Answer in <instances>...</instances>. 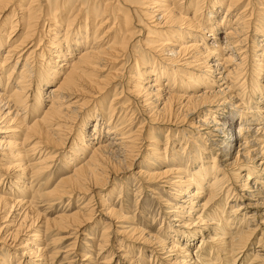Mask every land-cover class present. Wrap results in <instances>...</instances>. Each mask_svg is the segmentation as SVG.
Listing matches in <instances>:
<instances>
[{
  "label": "bare ground",
  "instance_id": "6f19581e",
  "mask_svg": "<svg viewBox=\"0 0 264 264\" xmlns=\"http://www.w3.org/2000/svg\"><path fill=\"white\" fill-rule=\"evenodd\" d=\"M263 96L264 0H0V264H53L57 232L85 229L82 264H241L248 248L264 264ZM138 162L137 191L170 214L157 233L98 192ZM229 179L250 197L224 218ZM65 198L83 199L47 216Z\"/></svg>",
  "mask_w": 264,
  "mask_h": 264
},
{
  "label": "rangeland",
  "instance_id": "374dc122",
  "mask_svg": "<svg viewBox=\"0 0 264 264\" xmlns=\"http://www.w3.org/2000/svg\"><path fill=\"white\" fill-rule=\"evenodd\" d=\"M224 11V9L222 10V12ZM220 13L221 15H223V13ZM223 30V29H222ZM223 34V32H221V35ZM139 37H142V34H140V36H138L137 38H139ZM209 39V38H208ZM137 40V39H136ZM209 40H211V39H209ZM257 40H261V39H256V41ZM258 41V42H259ZM251 44V43H250ZM251 46V45H250ZM254 57V56H253ZM129 63H130V61H129ZM249 65L250 64H248V68H250L249 67ZM127 69H125V70H128V66L126 67ZM103 74H104V72H103ZM262 80H263V78H262ZM112 89V88H111ZM111 98V96H109L108 97V100ZM107 100V101H108ZM259 100V101H258ZM256 102H263V104H264V96L261 98V99H256L255 100ZM261 103H260V105H261ZM138 111H139V109H138ZM34 116V115H33ZM35 118V117H34ZM34 118H32V119H34ZM138 120H143L144 122H145V126H144V130L146 129V127H147V124H148V122H147V120L145 119V116H144V113H143V115L139 112L138 114H137V116H136V119H134L133 120V122H132V127H133V130L134 129H136V127H138L139 126V124H140V122L141 121H138ZM236 120H238V119H236ZM153 126H156V124H152ZM170 128L172 129V130H174V129H176L175 130V134L173 133V135H171V137H170V139H174V140H176L175 141V144H174V146H171L170 144H168V149L170 150V152L171 153H174L176 150H181L180 149V143L181 142H184V141H186L184 138H182L183 136H182V134L180 133L179 135H178V132L177 131H179L177 128H174V127H171L170 126ZM176 138H175V137ZM159 139H160V143H161V146H163L164 145V143H165V132H161L160 134H159ZM145 141H143V140H141V151H143V152H145L146 150H145ZM162 143H163V145H162ZM144 145V146H143ZM171 146V147H170ZM58 150H60V149H58ZM145 150V151H144ZM178 153H180V151L178 152ZM63 156L64 157H68V150L66 151H64L63 152ZM183 158H184V156H183ZM142 162V161H141ZM137 163V164H135V165H133V167H131L129 170H127V171H125L124 173H121V174H117L118 176H113L112 177V179H114V180H111L112 182H111V184H108L107 186H106V188H105V190H98V192L100 193V194H108L110 191H113L114 189V191H115V193H112V196H109V198H108V201H109V203H111V204H113V205H119V203L120 202H122V204L124 205V206H127V208L129 209V213H128V215L129 216H131V217H133V216H135V218H137V221H142V222H139V224L140 225H142V226H145L146 227V230H151V232H153V233H157V231H158V227L159 226H161V224H162V227L161 228H163V229H166L168 226H167V223H168V221H169V219H170V214H165V213H163V212H161L160 214H157V212L158 211H160V210H158L159 208L158 207H162V206H160V203L158 202V200L156 199V198H153L152 196V193H150V192H148L146 189H144V188H146L145 186H143L142 187V189H141V191H137V186H138V183H136V180L134 181V178H133V175L131 174L132 172H135L136 170H137V168L138 167H141L142 166V164L144 163ZM57 164H58V168H56V171H55V175L53 176V177H50L51 179H49L50 180V184L52 185V184H54L56 181H57V177H58V174H60V173H62L63 171L61 170V167H62V161L59 159V162H57ZM61 165V166H60ZM144 165V164H143ZM186 165H188V163L186 164ZM191 166V165H190ZM189 165L188 166H185V167H190ZM209 166H211V165H209ZM143 167V166H142ZM161 169H163V167H161ZM245 172H243V174H244ZM226 174H228L229 175V172L228 173H226ZM227 176V175H226ZM123 177V178H122ZM229 178V177H228ZM120 179H122V181L120 180ZM118 182H117V181ZM233 180L234 179H229L227 182H224L222 185H224V186H219V188L218 189H216V196L215 197H218V199H222V203H223V205H225V210H226V212L224 213V218H228V217H230V210H231V208L229 207H227V204L229 205V204H235L236 202L238 203V204H241V203H243L244 202V204H245V201H247V199H249L248 197H250V196H247V193L246 192H248V190L246 191V190H244L243 191V195H241L242 194V192H241V189L238 187V184L236 185V182L234 181L233 182ZM227 183V184H226ZM229 183V184H228ZM234 183V184H233ZM125 184V185H124ZM261 184V183H260ZM121 185H123V187H124V190H123V194H124V196H123V198L119 201V200H117V190L119 191L120 190V186ZM126 185H127V187H126ZM231 185V186H230ZM259 185V184H258ZM153 187H156V186H153ZM222 187V188H221ZM228 187V188H227ZM236 189H235V188ZM98 189V188H97ZM99 189H101V188H99ZM222 189V190H221ZM226 189V190H225ZM239 189H240V191H239ZM251 189V188H250ZM157 190H159V191H161L160 190V188L159 189H157ZM237 190V191H236ZM222 191V192H221ZM226 191V192H225ZM249 191H251V190H249ZM252 191H253V189H252ZM225 192V193H224ZM232 192V193H231ZM237 192V193H236ZM256 192L257 191H255V193H254V195H256ZM221 193V194H220ZM240 193V194H239ZM250 193H252V192H250ZM160 194H161V196L162 197H165V198H169V196H168V194L166 193V192H160ZM220 194V195H219ZM224 194V195H223ZM90 195H92L91 193H89V194H86V195H84V199H85V201H86V199L88 200V197L90 198ZM95 195L96 194H93V196H92V199H90V205H93V206H96L98 203H97V201L99 200L98 199V196H96L95 197ZM244 195H246V196H244ZM138 196V197H137ZM223 196V197H222ZM258 196H260V195H258ZM94 197V198H93ZM245 197V198H244ZM82 198V199H83ZM139 198V204L137 205V207H136V199H138ZM82 199L80 200V202L82 201ZM224 199V200H223ZM67 200H69L68 198H65L64 199V202L62 203V204H60V205H57L56 206V208H55V210H52L51 212H47V213H49V214H47V216H49V217H53L54 215H57V214H59V213H63L64 212V209H67L68 207H69V210L67 211V212H71V211H74L76 208H77V204H80V202L79 201H77L76 200V198H72V201H71V203H70V205L67 207V208H65V205H66V203H67ZM119 201V202H118ZM99 202V201H98ZM173 202H175V201H173ZM77 203V204H76ZM118 203V204H117ZM39 205H42V203H40ZM43 206V205H42ZM38 206V209H40V210H42V209H46L45 211H48V208H47V206ZM129 206V207H128ZM144 206H146V207H144ZM99 208V207H98ZM260 208V207H259ZM53 209V208H52ZM148 210V211H147ZM168 210H170V211H174V208H165V211H167L168 212ZM248 210H250V213L251 212H253V210L254 209H252V208H248ZM260 210H261V208H260ZM63 211V212H62ZM200 212V211H199ZM243 212V211H242ZM262 213H259V215H263L264 216V211H263V209H262V211H261ZM170 213V212H169ZM197 214H199V213H197ZM231 216H234V213H232V215ZM258 217H260V216H258ZM157 218V219H156ZM132 219V218H131ZM163 220V221H162ZM261 220H259V222H260ZM162 222V223H161ZM121 223H123V222H116L113 226H111V240H114L115 238H116V236H118L117 235V231H116V228L115 227H119V224H121ZM250 223H252V222H250ZM255 225L257 224L256 222L254 223ZM116 225V226H115ZM118 225V226H117ZM165 225V226H164ZM174 225H176V224H174ZM151 228H150V227ZM178 226V225H177ZM257 226V225H256ZM261 227V228H260ZM262 227L264 228V226L263 225H261V226H259V229H260V231H258L259 233H258V237H260L261 236V233H262ZM115 229V230H114ZM94 230H95V234L94 235H92V236H96L97 238H99V234H100V230H101V228H100V226L99 227H97V228H94ZM72 230H60V232H57V233H60V235L59 236H61V237H63L61 240H58L56 243L54 242H52L53 244H50V247H52L51 249H52V251H57V254L55 255L56 257L54 258V255H53V261L55 262H52L53 264H82V263H84L85 261H81L82 260V258H83V254L84 253H88V248H92L93 249V252L91 251V252H89V254H91L93 257L94 256H96V254H95V250L97 249L96 248V244H94L91 240H88L87 239V236H89L90 234V231L88 230V229H85V230H83V232H72V233H70ZM74 231V230H73ZM51 232V233H50ZM50 232L47 234V236H45L44 238H48V241H49V243H51L50 241V239L52 238V237H55V236H57V235H52L53 233H56V230H50ZM78 234V235H77ZM97 234V235H96ZM49 235H52V236H49ZM69 235V236H68ZM66 236V237H65ZM74 237H76V239H74ZM199 241V240H198ZM86 242V244L87 245H85L84 243ZM193 242H196V241H193ZM74 243H75V246H74ZM111 243L113 244V242L111 241ZM251 244H253V249L254 250H259L260 248H257V239H254L253 241H252V243ZM115 246V245H114ZM54 247H56V248H54ZM197 249V246H195V245H193L192 246V249ZM50 249V250H51ZM261 249H263V248H261ZM260 249V250H261ZM204 250H205V247H204ZM251 248H248L245 252H242L240 255H239V258H240V256H244V258L246 257V253L248 254L249 253V256H247V258H246V260H247V262H243V263H241V264H246V263H248V262H250V259H252V257H253V253L255 252V251H253V252H251ZM131 251V250H130ZM132 252V251H131ZM259 253L260 254H264V251H259ZM131 254H134V256L136 257V258H138L139 260L140 259H143V258H145V259H147V260H149V253L147 254V256H145L144 255V251L143 252H141V253H139L138 254V251H133V253H131ZM140 256V257H139ZM15 258H12V260H11V264H14L15 262ZM70 260H71V262H70ZM166 259H164V260H162V261H159V259H157L156 261H155V263H153L154 262V258H153V261H152V263L151 264H164V262L163 261H165ZM13 262V263H12ZM142 262V261H141ZM161 262V263H160ZM234 264H240L238 261H236Z\"/></svg>",
  "mask_w": 264,
  "mask_h": 264
}]
</instances>
